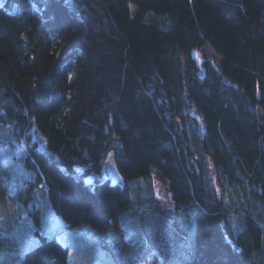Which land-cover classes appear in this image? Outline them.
I'll use <instances>...</instances> for the list:
<instances>
[{"label": "trees", "instance_id": "trees-1", "mask_svg": "<svg viewBox=\"0 0 264 264\" xmlns=\"http://www.w3.org/2000/svg\"><path fill=\"white\" fill-rule=\"evenodd\" d=\"M0 125V199L38 241L0 232V264H69L50 218L114 264H264V0H4Z\"/></svg>", "mask_w": 264, "mask_h": 264}, {"label": "rangeland", "instance_id": "rangeland-1", "mask_svg": "<svg viewBox=\"0 0 264 264\" xmlns=\"http://www.w3.org/2000/svg\"><path fill=\"white\" fill-rule=\"evenodd\" d=\"M3 1L0 0V6L3 4ZM193 57L200 64L204 60H210L217 65L221 63V59L210 47H205L194 52ZM0 139L9 144L4 150L0 151V155L2 156H8L12 153V145L19 146V142L14 136L13 128L0 125ZM16 155L18 158H23L27 156V153L21 150ZM210 174L214 182L215 176L212 167H210ZM97 176L92 174L85 179V182L91 184ZM101 177L103 179H110L112 183L122 184V181H119L113 154L108 156ZM154 190L155 197L159 201L169 204L170 196L165 187L155 182ZM39 196L43 198V190L39 191ZM245 202V204H248V201ZM238 226H240L239 219L237 218V214H234L231 218V227L240 230L242 226ZM47 229L51 235H54L53 237H56L61 244L69 249V264H114L110 254L101 249L97 232L91 226L85 225L65 231L62 222L59 223V221L50 218ZM33 230L32 222L27 215L26 209L22 205L0 199V232L3 234L13 233L17 235L19 238V249L23 255L38 244ZM145 264H154V262L151 260Z\"/></svg>", "mask_w": 264, "mask_h": 264}]
</instances>
